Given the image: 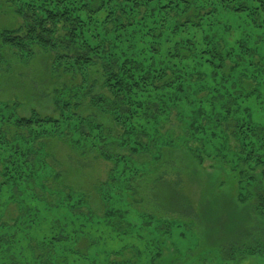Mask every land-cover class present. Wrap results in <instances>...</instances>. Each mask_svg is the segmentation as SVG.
Segmentation results:
<instances>
[{
  "label": "trees",
  "instance_id": "1",
  "mask_svg": "<svg viewBox=\"0 0 264 264\" xmlns=\"http://www.w3.org/2000/svg\"><path fill=\"white\" fill-rule=\"evenodd\" d=\"M224 12L254 28L255 38L245 34L235 39L233 25L220 18ZM4 15L11 24L0 25V68L9 67L8 57L26 66L43 55L47 74L54 79L49 97L53 94L60 116L3 115L0 107V195L9 188L12 196L30 198L23 200L22 214L15 221L22 228L1 222L0 203V264H70V258H81L79 238L87 232L76 224L87 217L76 211L82 199L71 192L46 190L30 167L37 157L36 145L49 137L100 153L118 168L112 182L121 180L122 187L139 176V166L145 164L134 156L143 152L157 156L163 149L161 155L185 147L199 162L205 156L221 160L232 155L242 190L255 185L249 197L256 214L264 217V124L255 122L250 106L252 100L264 102V0H0V17ZM224 32L231 48L220 38ZM95 69L102 75L101 83L90 80ZM183 101L187 108L198 107L185 113ZM85 105L102 108L115 128L106 129L95 115H85ZM172 117L183 125L181 135L170 127ZM116 147L127 155L111 150ZM111 184L101 189L105 192ZM181 184L180 179L173 186L185 215L195 214L182 196ZM37 189L53 195L56 202L64 200V208L74 217L55 219L36 232L40 210L34 203L46 198ZM114 199L120 196H106L107 203ZM87 214L91 218V212ZM117 215L111 208L107 221L116 231L122 223ZM18 230L22 239L17 238ZM222 254L226 264L264 258V246L232 245Z\"/></svg>",
  "mask_w": 264,
  "mask_h": 264
},
{
  "label": "rangeland",
  "instance_id": "2",
  "mask_svg": "<svg viewBox=\"0 0 264 264\" xmlns=\"http://www.w3.org/2000/svg\"><path fill=\"white\" fill-rule=\"evenodd\" d=\"M220 18L233 25L235 39L245 34L252 37L257 34L245 22L239 23V17L232 13L224 12ZM8 24H11L9 16L0 17L1 27L10 26ZM220 38L226 41L229 48L233 46L225 32ZM41 56L26 66L16 64L8 57L9 67L0 68V107L3 115L31 117L37 114L42 118H59L60 111L54 103L56 100L53 94L49 97L54 79L47 74L44 56ZM90 80L102 82V75L97 69L90 73ZM81 82L80 78L76 83ZM96 92H99L97 88ZM181 106L185 113L198 107L187 108L185 101L181 102ZM250 106L255 122L264 124V102L260 104L252 100ZM83 112L85 115H95L106 129L115 128L112 117L102 108L85 105ZM178 123V119L172 117L170 127L173 126L172 130L181 135L183 125ZM8 131L16 132L12 128H8ZM115 133H120V130ZM72 146L59 136L43 139L36 145V159L30 163V167L41 177L46 190L50 187L71 192L82 199L81 209L76 213H84L87 218H79L76 227L80 229L84 226L83 231L87 235L79 238L81 258H70V264H111L112 261H135L137 264H226L222 252L232 245L238 249L264 246V217L256 214L249 197L251 193L253 195L255 185L251 184L248 189L242 190V178L234 170L232 155L221 160L214 159L215 156H205V160L199 162L197 156L185 147L167 149L161 155L163 149L157 156L143 152L141 156H134L140 165L145 164L139 166V176L131 177L128 183L125 182L127 186L122 187L121 180L116 185V182H112L113 173L118 171L114 163L105 161L100 153L82 151ZM111 150L127 155L118 147ZM2 172L3 165L0 163L1 183ZM252 176L258 179L257 174ZM180 179L183 181L180 186L182 196L192 204L195 214L185 215L183 204L173 186ZM110 183L113 184L104 192L101 187ZM37 191L48 200L41 198L39 205L34 203V207L40 210L35 218L36 232L48 228L55 219L63 220L72 216L64 208V200L56 202L53 195L40 189ZM110 193L119 195L120 200L114 199L113 204L107 203L106 196ZM242 197L248 200L244 202ZM26 198H29L26 194L12 196L9 188L4 190L0 195L3 206V221H0L12 228H22L20 224L15 225V221L22 214L23 200ZM31 202L28 201L26 205ZM48 205L56 209L48 211ZM111 208L118 212V222H122L116 227L117 231L107 223ZM89 211L91 218H88ZM70 228L73 231V222ZM11 230L15 232V229ZM17 238L22 239L19 230ZM227 264H264V258L252 256Z\"/></svg>",
  "mask_w": 264,
  "mask_h": 264
}]
</instances>
